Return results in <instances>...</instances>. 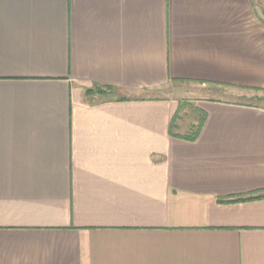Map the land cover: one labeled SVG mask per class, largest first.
Instances as JSON below:
<instances>
[{
    "label": "crops",
    "instance_id": "1",
    "mask_svg": "<svg viewBox=\"0 0 264 264\" xmlns=\"http://www.w3.org/2000/svg\"><path fill=\"white\" fill-rule=\"evenodd\" d=\"M0 264H264L254 0H0Z\"/></svg>",
    "mask_w": 264,
    "mask_h": 264
},
{
    "label": "rangeland",
    "instance_id": "2",
    "mask_svg": "<svg viewBox=\"0 0 264 264\" xmlns=\"http://www.w3.org/2000/svg\"><path fill=\"white\" fill-rule=\"evenodd\" d=\"M254 2H255V4L258 7V10H259L261 16L264 18V0H254ZM186 90H187V87H186ZM172 92H173V95H176L177 94L180 97L181 96L184 97V94L186 93L185 96H188V97L185 98V100H191V99L195 98L196 95H198V93L195 94V91H192V90L191 91H185V89H181L180 92H176V89H174L173 87H166V89L164 91H162L161 94H163L164 96H166L168 94H172ZM230 97H232V96H230ZM185 104L189 105V102H186L185 101ZM194 112L195 111H193L191 107L190 108L189 107H186V109H185V116H186L185 120L186 121H190V120L192 121L193 119L196 120V118H197L198 121H201V118H199L198 115H195V114L193 115Z\"/></svg>",
    "mask_w": 264,
    "mask_h": 264
},
{
    "label": "trees",
    "instance_id": "3",
    "mask_svg": "<svg viewBox=\"0 0 264 264\" xmlns=\"http://www.w3.org/2000/svg\"><path fill=\"white\" fill-rule=\"evenodd\" d=\"M93 90L92 89H89L88 92H92ZM111 91H113L111 89ZM104 89L102 87H99L98 88V93L99 94H104ZM203 123H204V120L202 119L196 126H195V129L193 130L192 133H189V134H186L184 135L183 137L186 138V139H190V140H194L195 138H197V136L199 135V132L203 126Z\"/></svg>",
    "mask_w": 264,
    "mask_h": 264
}]
</instances>
